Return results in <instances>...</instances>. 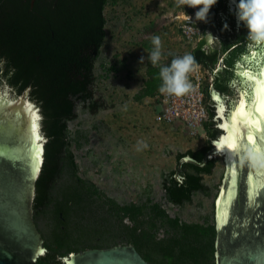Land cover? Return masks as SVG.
Returning a JSON list of instances; mask_svg holds the SVG:
<instances>
[{
  "label": "trees",
  "instance_id": "trees-1",
  "mask_svg": "<svg viewBox=\"0 0 264 264\" xmlns=\"http://www.w3.org/2000/svg\"><path fill=\"white\" fill-rule=\"evenodd\" d=\"M114 0H0V85H7L16 96L28 89L27 98L39 105L40 128L45 136L43 161L35 180L34 219L49 210L52 221L39 264H63L62 256L78 252L82 247H108L119 242L131 244L148 262L154 264H214V223H189L169 216L155 202L118 204L105 196L93 183L76 175V163L70 150L67 121L76 118V102L95 114L104 108L103 100L94 93V65L106 38L104 7ZM239 2V0H237ZM235 9L228 0H217L200 24V38L184 53L162 52L161 64H170L174 55L190 53L195 64L211 75L202 89L208 118L203 122L205 142L176 154L200 161L212 148L219 129L212 124L214 109L207 100L211 89L229 97L240 82L237 63L257 46L241 22L235 27ZM227 24L229 27L225 28ZM216 33L208 43L205 32ZM148 53L153 49L142 43ZM171 53L172 55H169ZM148 56V55H147ZM112 67V66H111ZM113 68V67H112ZM159 66L149 60L145 78L132 98L140 101L153 97L159 101ZM78 145V143H76ZM217 161L208 157L197 166L182 162L180 168L164 173L161 188L166 200L175 205L190 202L194 192H205L203 174H210ZM177 165V164H176ZM66 169L72 193L55 183ZM177 174V177H175ZM115 221L116 226L105 223ZM124 219L128 223L123 222ZM102 221V222H101ZM106 224L105 226H100ZM74 226V233L68 227ZM76 226L92 231L89 242L81 240ZM67 229V230H66ZM64 230V231H63ZM66 230V231H65ZM97 234H100L96 236ZM70 240V241H69ZM70 243H67V242ZM86 244L85 246H83ZM57 262V263H55Z\"/></svg>",
  "mask_w": 264,
  "mask_h": 264
},
{
  "label": "rangeland",
  "instance_id": "rangeland-1",
  "mask_svg": "<svg viewBox=\"0 0 264 264\" xmlns=\"http://www.w3.org/2000/svg\"><path fill=\"white\" fill-rule=\"evenodd\" d=\"M185 6L177 7L175 0H114L105 5L106 38L95 62L93 87L95 95L103 100L104 108L92 114L81 102H76V118L67 121V129L76 175L93 183L105 196L118 204L155 202L169 216H177L189 223L205 224L210 223L208 174L202 175L205 192H194L191 201L182 205L168 202L161 188L162 175L177 166L176 154L205 142L202 126L198 127L197 135H191L180 124L172 127L171 124L157 122L153 112L154 101L146 98L135 101L132 98L141 86L143 63L139 67L122 63V56L129 58L140 55L139 60L141 56L145 57L148 51L141 42H151L153 36L161 38L162 52L184 53L193 46L197 40L184 39L178 28ZM228 6L233 10L229 1ZM234 19L238 30L241 21L237 17V5ZM203 21L200 20V24ZM205 33L208 43L213 41V35L218 38L216 33L209 30ZM253 49L256 52L252 55H256L258 60L264 58V42H257ZM242 61L248 64V59ZM238 74L240 82L234 91L246 79L242 78L243 72ZM220 98L224 102L228 97L220 95ZM141 140L148 147L137 151V141ZM71 182L65 169L55 183L52 194L57 196V188ZM73 186L66 187L65 195L72 193L68 187ZM104 221L116 226L112 218ZM101 222L100 226L106 225H101ZM123 222L128 223V220L124 219ZM35 224L46 241L52 224L49 210L37 217ZM68 228L73 234L74 226ZM75 229L81 232L77 237L79 243L81 240L88 243L92 239L93 232L85 226H76Z\"/></svg>",
  "mask_w": 264,
  "mask_h": 264
},
{
  "label": "water",
  "instance_id": "water-1",
  "mask_svg": "<svg viewBox=\"0 0 264 264\" xmlns=\"http://www.w3.org/2000/svg\"><path fill=\"white\" fill-rule=\"evenodd\" d=\"M34 0H30V5ZM238 4L237 0L231 2ZM235 4V5H234ZM252 49L237 63L236 72L251 73L218 108L215 105L212 124L219 134L212 148L200 161L182 156V162L200 166L208 157L217 161L208 174L209 217L214 223V264H264V58L258 60ZM258 60V62H256ZM240 77V74H238ZM28 89L16 96L7 85H0V264H35L43 254V240L32 219L35 180L42 159L45 136L40 128L39 105L27 98ZM214 94H218L213 89ZM158 109V108H157ZM34 111L38 117L41 160L34 174ZM250 123V127L245 125ZM177 127V123H172ZM185 130V129H183ZM186 131V130H185ZM222 140L237 147L225 146L217 154L215 144ZM242 145V146H241ZM259 149V150H258ZM251 152V157L248 154ZM234 171V182L230 173ZM177 177V174H175ZM232 192L228 199L226 222L222 218V193ZM86 245V244H85ZM83 245V246H85ZM63 264H154L145 260L131 244L108 247H82L61 257Z\"/></svg>",
  "mask_w": 264,
  "mask_h": 264
},
{
  "label": "clouds",
  "instance_id": "clouds-1",
  "mask_svg": "<svg viewBox=\"0 0 264 264\" xmlns=\"http://www.w3.org/2000/svg\"><path fill=\"white\" fill-rule=\"evenodd\" d=\"M216 2L217 0H175L177 7H184L185 5L198 7V10L195 13V18L196 20L205 21L211 7L215 5ZM232 7L235 9L234 6ZM237 17L238 20L243 22L248 28V36L251 39L257 42H264V0H239L237 4ZM188 19L189 22H191V17L188 16ZM224 27L227 28V24H225ZM151 43L153 49L148 53L147 60H149L153 66L160 67L159 78L162 83L159 91L162 94L174 95L177 97L188 93L192 88L188 79V74L194 70L196 63L195 58L190 53H185L182 56L174 55L170 64H161L163 55L161 38L159 36H153ZM169 55L172 54L169 53ZM144 59L145 57L141 56L140 62H144ZM218 95L220 97L219 93ZM210 96L214 97L211 93ZM211 99L215 111L216 100L214 98ZM225 146L229 149H234L235 143L228 140H222L220 143L215 144L217 154ZM147 147L148 144L145 141H137V151H141ZM248 158H252L251 152H249Z\"/></svg>",
  "mask_w": 264,
  "mask_h": 264
},
{
  "label": "built area",
  "instance_id": "built-area-1",
  "mask_svg": "<svg viewBox=\"0 0 264 264\" xmlns=\"http://www.w3.org/2000/svg\"><path fill=\"white\" fill-rule=\"evenodd\" d=\"M179 22V31L182 37L188 41L198 40L201 36V27L196 20L195 13L198 7L185 6ZM188 16L191 17L189 22ZM188 79L192 88L183 96L162 94L160 92L159 101L156 102L158 110L154 118L157 122L167 124L177 123L189 134L197 135L198 127L208 118L205 105V96L202 89L205 81L212 80L211 75L200 65L195 64L194 70L188 74Z\"/></svg>",
  "mask_w": 264,
  "mask_h": 264
},
{
  "label": "bare ground",
  "instance_id": "bare-ground-1",
  "mask_svg": "<svg viewBox=\"0 0 264 264\" xmlns=\"http://www.w3.org/2000/svg\"><path fill=\"white\" fill-rule=\"evenodd\" d=\"M245 77H248L251 73L248 71L243 72ZM214 99L216 100L217 108L223 103L221 100L222 98L219 97V95L215 94ZM38 117L37 113L34 111V174H36L39 162L41 160V151H42V145L37 144V139L39 138L38 133V125L36 122V118Z\"/></svg>",
  "mask_w": 264,
  "mask_h": 264
},
{
  "label": "crops",
  "instance_id": "crops-1",
  "mask_svg": "<svg viewBox=\"0 0 264 264\" xmlns=\"http://www.w3.org/2000/svg\"><path fill=\"white\" fill-rule=\"evenodd\" d=\"M150 42V41H149ZM141 43H143V42H141ZM151 43V42H150ZM143 46V45H142ZM183 46V45H182ZM145 48V47H144ZM153 48V47H152ZM145 50H147L146 48H145ZM142 52V50H140V53ZM175 52V51H174ZM147 53L145 52V58L146 59H144V62H142L143 63V73H142V76H141V85H142V83H143V79L145 78V64H146V61H147ZM139 56L140 55H133V57H129V58H125V57H123L122 56V63H127V66H128V64H130V65H134L135 67H139L140 66V64H142L141 62H140V60H139ZM129 59V60H128ZM128 60V61H127ZM94 67H95V65H94ZM141 87V86H140ZM139 87V88H140ZM138 88V89H139ZM136 93V92H135ZM210 93L212 94V95H215V94H213V90L211 89V91H210ZM218 95V94H217ZM144 98H146V99H148V100H152V101H154L155 102V104H153V108H154V115H155V112L158 110L157 109V106H156V101H155V99L153 98V97H144ZM209 103L211 102V100H210V98H208V100H207ZM214 107V106H213ZM214 109V108H213Z\"/></svg>",
  "mask_w": 264,
  "mask_h": 264
},
{
  "label": "snow or ice",
  "instance_id": "snow-or-ice-1",
  "mask_svg": "<svg viewBox=\"0 0 264 264\" xmlns=\"http://www.w3.org/2000/svg\"><path fill=\"white\" fill-rule=\"evenodd\" d=\"M261 120H262V122H264V117H261ZM245 127L247 128V127H250V123L249 124H247V125H245ZM258 136H259V138L261 139V140H264V132H258ZM242 146V145H241ZM237 147V145L235 144V148ZM234 148V149H235ZM259 150V149H258ZM38 170V169H37ZM234 176H235V173H234V171L232 172V173H230V179H232L233 180V182H234ZM260 187H262V188H264V181H262L261 183H260ZM222 195V197H224V201H223V203H222V205H221V213H222V218L224 219V221L226 222V217H227V210H226V205H227V202H228V199L231 197V195H232V192L231 191H228V192H226V193H222L221 194Z\"/></svg>",
  "mask_w": 264,
  "mask_h": 264
},
{
  "label": "flooded vegetation",
  "instance_id": "flooded-vegetation-1",
  "mask_svg": "<svg viewBox=\"0 0 264 264\" xmlns=\"http://www.w3.org/2000/svg\"><path fill=\"white\" fill-rule=\"evenodd\" d=\"M34 197H35V193H34V196H33V199H32V219H33V221H34V223H35V219H34V211H33V201H34ZM36 225V224H35ZM36 228H37V226H36ZM37 230H38V228H37ZM39 231V230H38ZM40 233V232H39ZM40 235H41V233H40ZM41 237H42V235H41ZM42 240H43V246H44V248H45V251L43 252V254L45 253V252H47V248H46V246L44 245V239L42 238ZM42 255V254H41ZM40 255V256H41ZM40 256H38L35 260H34V263L35 264H39L38 262H37V259L40 257ZM63 257V256H62ZM55 263H57V262H55ZM63 263V262H62Z\"/></svg>",
  "mask_w": 264,
  "mask_h": 264
}]
</instances>
